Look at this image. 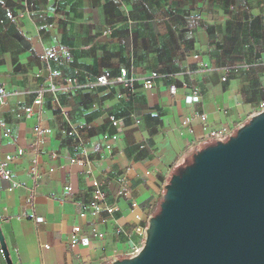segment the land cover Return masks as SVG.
<instances>
[{
    "label": "crops",
    "instance_id": "1",
    "mask_svg": "<svg viewBox=\"0 0 264 264\" xmlns=\"http://www.w3.org/2000/svg\"><path fill=\"white\" fill-rule=\"evenodd\" d=\"M62 49L68 62L40 58ZM121 69L130 95L113 82ZM0 85V165L11 175L0 177V229L12 264H108L141 243L130 199L152 214L170 176L213 143L206 133L235 131L263 101L264 0H0ZM94 179L116 210L82 219ZM76 224L88 244L69 245Z\"/></svg>",
    "mask_w": 264,
    "mask_h": 264
},
{
    "label": "water",
    "instance_id": "2",
    "mask_svg": "<svg viewBox=\"0 0 264 264\" xmlns=\"http://www.w3.org/2000/svg\"><path fill=\"white\" fill-rule=\"evenodd\" d=\"M0 248L12 264L0 229ZM108 264H264V110L164 185L141 248Z\"/></svg>",
    "mask_w": 264,
    "mask_h": 264
},
{
    "label": "built area",
    "instance_id": "3",
    "mask_svg": "<svg viewBox=\"0 0 264 264\" xmlns=\"http://www.w3.org/2000/svg\"><path fill=\"white\" fill-rule=\"evenodd\" d=\"M10 13H7V15H9ZM61 56L63 58L64 62H68L71 58L70 54L62 49V50H52L50 52H45L43 54L40 55L41 59L44 60H49L54 58L55 56ZM158 76L157 72H152L146 79L143 80V84L145 87H151L154 83V79ZM111 80H109L105 75H99L96 77V83L101 84V85H106L108 83H110ZM113 82H117L120 83L124 86L127 87L128 92L127 94L130 95L133 93L134 91V79L132 77H129L127 75V71L126 69H121L120 73L117 77H115V79L113 80ZM66 83L68 84H74L75 83V79L68 77L66 79ZM52 88V87H51ZM5 94V90L4 88L0 85V102H2V97ZM42 90H40L37 94V96L35 97V99L33 100V105H40L42 102ZM264 110V99L263 101H261L257 107V111H262ZM24 111L27 115L31 114L33 112V107L32 106H27L24 108ZM255 112V113H256ZM202 119H205V115L202 114L201 115ZM112 124L115 125L116 121L112 120ZM34 132L37 134H47L50 132V129L47 128H41L39 126H35L33 128ZM234 132L233 129H231L230 127H221L219 129H212L209 130L206 135H205V139L215 142L216 140H225L227 139V137L229 135H231ZM5 136L10 134V128H4V133ZM67 134L68 135H77V131L71 127L69 130H67ZM117 135L115 134H104L103 135V139L107 140L109 138L112 139H116ZM105 148L106 149H110L111 145L109 143L105 144ZM23 152V150L21 148L17 149V155H21ZM13 158V155L11 154H7L5 155V160H11ZM71 162H77L79 164H84V162H87L86 159H75L72 158ZM30 175L35 178L37 176L36 170L35 169H31L30 170ZM0 177L6 180H10L11 179V175L9 170L3 165H0ZM8 190H11V187L8 188ZM64 190L66 193H70L71 192V187L69 185L64 186ZM117 194L118 195H129V192L125 186V183L120 182L119 183V188L117 190ZM129 206H130V211L133 213V218L135 220V225L133 227V232L135 234H137L138 236L141 237V243L134 245V247L132 248L130 255L135 254L142 246L143 244V240H144V230L145 227L147 225V218L151 215L149 211L145 212L146 215H144V211L140 210L138 207V203L133 200L130 199L129 202ZM116 210V206L109 204L107 202V193L106 191L102 188L100 182L97 179H94L92 182V190H91V198L88 201V203L85 205L84 209H82L81 211H79L78 216L82 219L86 218L87 216L90 217H95L98 213H100L101 211H105L107 213H113ZM3 219V215L0 213V221ZM115 230L118 233L121 232H125L121 227H116ZM92 236L95 237H101L102 233L97 231L95 228L92 229L91 231ZM90 238L88 235H84L81 233V226L76 224L73 226L70 234H69V245L70 246H74L76 244H83L86 245L88 244ZM129 255V256H130Z\"/></svg>",
    "mask_w": 264,
    "mask_h": 264
},
{
    "label": "trees",
    "instance_id": "4",
    "mask_svg": "<svg viewBox=\"0 0 264 264\" xmlns=\"http://www.w3.org/2000/svg\"><path fill=\"white\" fill-rule=\"evenodd\" d=\"M191 159H192V154H191L190 158L187 159V160H186V161L180 166V168L183 167V166H185L186 164L190 163ZM161 197H162V196H161ZM160 201H161V199H160ZM160 201L157 203L155 209H154L153 211H151L152 214H154L155 212H157V210H158V208H159V203H160Z\"/></svg>",
    "mask_w": 264,
    "mask_h": 264
}]
</instances>
